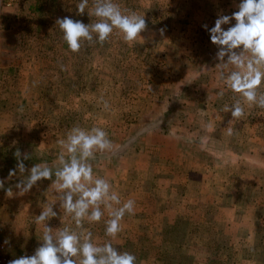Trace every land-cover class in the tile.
<instances>
[{"label": "rangeland", "instance_id": "rangeland-1", "mask_svg": "<svg viewBox=\"0 0 264 264\" xmlns=\"http://www.w3.org/2000/svg\"><path fill=\"white\" fill-rule=\"evenodd\" d=\"M113 2L118 4L122 11H134L138 15H144L147 22L146 31L135 41L125 42L123 34L114 29L103 44L98 40L94 43L85 41L77 53L69 49L56 20L67 16L85 24L97 22L98 18L91 14L94 11L93 0H89L83 15L77 14L76 6L80 0H18L14 5L4 7L0 11V179L5 180V189L12 187L15 193V184L21 179L18 171L16 176L9 178V171L17 164V150L31 157L24 161L27 168L46 162L55 169L58 166L57 157L63 150L60 142L67 141V136L74 127L86 131L94 127L101 128L107 132L112 143L118 144L122 141L124 132H128L129 118L135 115L137 110L140 113L137 118L148 120L147 127L152 129L161 119L163 122L168 119L180 120L182 111L192 106V102L181 101L178 96L184 94L192 85L188 81L199 79L206 73L205 68H198L196 61H190L196 56L197 60L199 59V55L195 56L191 52L188 40L196 23L195 19L190 17L193 14L188 11L192 10L195 3L191 0ZM239 2L240 0H219L216 14L209 15L206 20L209 29L214 26L218 15H231L237 11ZM189 18L192 20L189 21ZM231 24H235V21ZM229 26L231 25L223 27L227 29ZM171 29L174 34L172 32L167 35L169 39L163 41L165 30ZM201 31L204 35L207 32L205 29ZM207 34L209 35V32ZM207 39L208 44H212L210 35ZM213 47L203 59L216 65L217 60L214 57L217 48L215 45ZM176 51L178 55L189 53V60L181 59V63H178ZM199 70L202 73L199 74ZM176 77L177 80L178 77L181 78V82L178 80L174 85L172 80ZM161 79H166L165 87H161ZM150 81V88H157L159 95L162 90L169 91L177 95V100L168 101L167 106L162 104L165 100L156 101L155 96L143 101L139 91ZM261 90L264 91V85ZM232 98L227 95L226 104H232L230 101L234 102L236 99L235 96ZM105 102L107 108L104 106ZM242 104L245 111L259 109L256 105L249 107L243 100ZM136 107L137 110L134 111ZM142 107H147V110L140 112ZM129 109L132 110L129 112ZM263 118L264 115L260 117L261 122ZM50 123L53 128L47 131V125ZM261 130L262 128L257 126L255 131L251 127L250 133L234 130L233 134L229 135L228 132H223V139L239 140L247 145L254 144L248 147V150H256L264 155V147L261 146L264 145V131ZM173 131L182 136L187 133L178 127ZM253 133L257 134L259 141H254ZM206 136L204 131L190 134L192 139L198 140ZM257 146L259 148H256ZM65 155L67 156L66 152ZM228 157L233 159L231 154ZM90 163L94 175L108 180L112 191L118 195L128 191L127 179L116 185L112 177L110 178V173L104 169H112L114 162L104 160L100 166L93 160ZM241 168L259 173L261 170L259 164L252 162ZM53 198L56 199L55 196ZM121 198L123 204L129 200V194L126 193ZM27 202V194L8 197L4 190H0V255H5L10 260L31 256L42 244L43 226L34 222L35 215L21 218L16 211L17 206ZM62 209L55 205L57 217L48 221L54 232L64 227L77 232L90 230L95 244L111 242L121 252L134 254L137 264H194L197 259L192 258L193 254L194 257L207 256L204 246L198 244L192 247L193 244L189 243L190 229L186 238L181 237L182 234L185 236L187 230L183 222L175 227L165 226L159 231L154 228L142 232V229L131 230L129 219L123 218L121 232L112 238L105 234V222L109 219L107 209H104V217L100 222L85 221L83 229H77L74 221ZM195 230L193 233L202 237L209 232L202 228ZM258 235L263 240L264 257V226L260 228ZM204 239H199L202 244L210 241V237ZM5 240L10 243L5 244ZM75 259L79 264V258Z\"/></svg>", "mask_w": 264, "mask_h": 264}, {"label": "crops", "instance_id": "crops-1", "mask_svg": "<svg viewBox=\"0 0 264 264\" xmlns=\"http://www.w3.org/2000/svg\"><path fill=\"white\" fill-rule=\"evenodd\" d=\"M191 1L195 4L188 13L193 14L190 17L196 23L188 40L191 52L195 56L199 55V59L196 56L190 61H196L198 68L206 70L201 78L188 81L192 85L189 86L187 82L189 87L186 92L178 96L181 101L192 102V106L182 111L180 120L168 119L163 122L161 119L152 129L147 127L148 120L137 118L139 110L136 107L134 111H137L129 118L128 132H124L122 141L118 144L113 142L109 151L97 152L93 161L98 165L104 160L114 162L112 169H104L110 173V178L116 185L127 179L126 193L129 194V199L135 201L134 214H126L124 217L129 219L131 230L142 229L143 232L158 228L159 231L165 226L175 227L183 222L187 230L185 236L182 234L181 237L186 238L191 231L188 241L193 244L192 247L199 244L207 251L205 258L194 257L193 254L192 258L197 259L194 264H264L263 240L258 235L260 228L264 226V155L256 150H248L254 144L223 139V132H228L229 128L233 132L250 133L251 127L255 131L259 126L264 131V118L262 122L260 120L264 109H249L239 119L232 118L230 112L222 110L227 103V95L231 99L232 96L236 99L240 97L218 80V76H215L219 72L216 65L203 59L214 47L213 44H208V31L205 35L201 31L208 16L216 14L219 0ZM167 30L163 41H167V35L174 31ZM177 52L178 63H181V59L189 60V53L178 55ZM217 63L219 62L216 61L215 64ZM198 72L202 73L200 70ZM178 80L181 82V78L178 77ZM178 80L177 77L172 80L174 85ZM161 83V87H165L166 79H161ZM146 84L139 91L143 101L155 96L156 101L165 100L162 104L167 106L168 101L177 100V95L169 91L162 90L159 95L157 88H150L152 81ZM220 91L225 93L223 98L218 96ZM142 110H147V107H142L140 112ZM173 127L182 128L187 133L182 136L174 132ZM52 128V123L47 125V131ZM201 131L207 134L204 139L190 137V134ZM252 135L254 141H259L257 134ZM229 154L233 155V159L228 157ZM250 162L261 166L260 173L241 168ZM38 183L27 194L28 202L24 204L23 201V205L16 208L21 218L37 215L47 201H54L56 206L61 207L60 201L53 198L60 193H56L51 187L52 181L43 180L41 184ZM126 193L124 191L119 197ZM67 220L69 221L68 217ZM198 228L207 229L210 233L203 234V237L196 235L193 232ZM204 237H210V241L206 239L202 244L200 240L204 241Z\"/></svg>", "mask_w": 264, "mask_h": 264}, {"label": "clouds", "instance_id": "clouds-1", "mask_svg": "<svg viewBox=\"0 0 264 264\" xmlns=\"http://www.w3.org/2000/svg\"><path fill=\"white\" fill-rule=\"evenodd\" d=\"M89 5V0H80L76 6L77 14L83 15ZM238 10L231 15H218L215 24L209 32L210 40L216 46L215 59L219 61L218 80L228 89L239 94L232 104H225L223 111L231 113L232 118L239 119L245 115L242 100L249 107L256 105L264 109V0H240ZM94 11L98 18L95 23L85 24L81 20L70 17L57 18L56 24L63 32V39L73 53L81 50L84 42H106L114 29L123 34L125 42H133L146 31L145 16L134 11H122L113 0H93ZM89 15V13H88ZM235 24H231L232 21ZM224 25H231L225 29ZM163 31V30H161ZM225 93L218 92L223 98ZM105 108L108 107L105 102ZM233 134V129H228ZM62 151L57 157L58 166L53 169L46 162L27 168L24 161L30 159L28 154L15 152L17 164L9 171V178L20 174L21 179L12 187L5 189V180L0 179V190L8 197L28 194L37 182L52 181L51 187L60 201L64 212L74 221L77 229H83L84 222L98 223L104 217L107 209L109 219L105 222V234L115 238L122 230L121 221L126 214H134L135 201L127 200L121 204L119 195L112 191L108 180L94 175L90 161L97 152L112 149V141L101 128L94 127L86 131L74 127L67 136V141H61ZM67 153V156L65 155ZM27 173V175H25ZM55 177V179H54ZM55 202H45L39 215H35V223L43 226L42 244L31 256H20L8 264H137V257L130 252H121L111 242L97 245L93 242V233L77 232L64 227L54 232L48 221L57 217L54 210ZM5 244L10 243L5 240Z\"/></svg>", "mask_w": 264, "mask_h": 264}, {"label": "built area", "instance_id": "built-area-1", "mask_svg": "<svg viewBox=\"0 0 264 264\" xmlns=\"http://www.w3.org/2000/svg\"><path fill=\"white\" fill-rule=\"evenodd\" d=\"M18 0H0V11L4 7L14 5ZM10 259L5 255H0V264H8Z\"/></svg>", "mask_w": 264, "mask_h": 264}]
</instances>
